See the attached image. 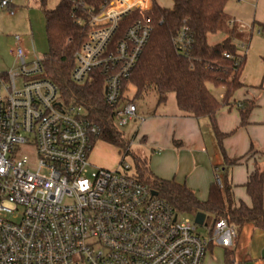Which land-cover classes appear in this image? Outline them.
<instances>
[{
  "label": "built area",
  "instance_id": "2783aa9c",
  "mask_svg": "<svg viewBox=\"0 0 264 264\" xmlns=\"http://www.w3.org/2000/svg\"><path fill=\"white\" fill-rule=\"evenodd\" d=\"M10 6L0 1L14 16ZM152 7L153 0H109L91 14L88 39L74 56L72 81L104 78V101L119 130L138 119L125 85L153 32L149 17L126 27L125 20ZM15 41L18 66L0 74V264H204L211 239L125 163L97 169L93 180L84 176L100 125L84 107L68 105L45 77L43 60L28 61L21 37ZM174 43L188 53V27ZM216 174L223 186L220 169ZM214 229L236 238L225 220Z\"/></svg>",
  "mask_w": 264,
  "mask_h": 264
},
{
  "label": "trees",
  "instance_id": "16d2710c",
  "mask_svg": "<svg viewBox=\"0 0 264 264\" xmlns=\"http://www.w3.org/2000/svg\"><path fill=\"white\" fill-rule=\"evenodd\" d=\"M108 1L61 0L56 9L49 10L47 0H41L50 48L43 67L45 77L59 87L62 99L68 105L84 107L90 119L100 125L99 141L118 148L126 157L131 153L130 145L114 122L113 109L105 104L104 78L99 73L94 74V81L84 86L71 79L75 53L88 39L90 16L102 10ZM230 1L173 0L172 8L153 1L150 12H134L125 20V27L146 17L153 23L150 41L125 88L135 89L134 101L156 96L158 106L166 104L169 95L174 94L183 114L195 119L209 118L224 159L223 186L216 182L211 185L207 201L202 202L187 186L155 177L148 162L135 155L133 176L158 192L178 213L206 215L211 230L222 220L234 228L252 223L264 230V153H253L259 156L263 166L251 174L245 185L251 207L245 203L236 205L233 187L228 181L229 171L244 158L230 160L226 156L222 145L225 135L216 122L217 113L242 87L240 76L245 64L231 36L222 43L209 44V36L225 31L228 24L225 9ZM184 26L188 27L192 38L187 54H181L174 43ZM209 84L226 89L223 100L209 90ZM251 109L252 105H248L242 110L243 125Z\"/></svg>",
  "mask_w": 264,
  "mask_h": 264
},
{
  "label": "crops",
  "instance_id": "0c3cea01",
  "mask_svg": "<svg viewBox=\"0 0 264 264\" xmlns=\"http://www.w3.org/2000/svg\"><path fill=\"white\" fill-rule=\"evenodd\" d=\"M20 1L11 0L10 10H14ZM170 1L172 8L173 0ZM238 1L241 4L230 13L227 7L225 9L228 24L219 43L231 36L238 54L244 57L240 76L242 87L217 113L216 122L219 131L225 135L222 145L226 156L230 160L244 158L229 171L228 181L233 187L235 204L245 203L251 207L245 185L251 174L263 166L259 156H253V153H264V0ZM40 5V0L34 3L35 7ZM1 11L0 19H5L6 15ZM22 45L27 60L35 59L31 56L28 40H22ZM16 46L14 39L9 62L0 74L9 73L18 66ZM222 88L225 92L218 96L220 100L226 95V89ZM248 105H252V109L243 125L242 110ZM138 135V140L149 151V160H144L155 177L187 186L202 202L207 201L210 187L216 182L217 169H220L224 183V159L209 118L188 117L176 104L147 116L141 122ZM208 231L205 238L211 242L204 264H264L263 229L252 223L235 227V239L228 231L217 234L209 227Z\"/></svg>",
  "mask_w": 264,
  "mask_h": 264
},
{
  "label": "rangeland",
  "instance_id": "374dc122",
  "mask_svg": "<svg viewBox=\"0 0 264 264\" xmlns=\"http://www.w3.org/2000/svg\"><path fill=\"white\" fill-rule=\"evenodd\" d=\"M38 1L39 0H21L13 10L15 16H10L9 12L0 10L2 14L6 15L5 19H0V72L9 62V56L14 49V39L16 36L21 37L24 41L28 40L29 50L33 58L43 60L49 54L50 48L46 33V18L41 5L39 7L34 6V3ZM60 2L61 0H47L46 8L54 10ZM157 2L160 6L165 8H170L171 6L170 0H157ZM240 4L238 0H231L227 6L228 12L230 13L231 9L233 10L236 5ZM223 38V32H218L215 35L209 36V44L216 45L221 42ZM18 84H20V82H18ZM209 88L217 97L225 92L222 87L211 85ZM134 96L135 89L129 86L126 98L134 100ZM136 103L139 109L137 121L131 122L126 127L120 129L124 138L130 145L131 153L125 157V153L118 148L101 141L97 142L91 154L90 166L87 167L84 173L86 178L93 180L97 169L115 170L119 168L122 170L121 163L123 160H125L124 163L131 168L129 173L133 175L135 172L134 155L149 160V151L144 144L138 140L139 127L141 122L154 111L160 112L166 108L174 107V105H176L175 95L170 94L165 105L158 106L157 98L154 95L145 98V100H137ZM190 217L194 219L195 222L196 216ZM208 227V218H204L203 224L197 225L199 235L204 237L208 236Z\"/></svg>",
  "mask_w": 264,
  "mask_h": 264
},
{
  "label": "water",
  "instance_id": "95a60500",
  "mask_svg": "<svg viewBox=\"0 0 264 264\" xmlns=\"http://www.w3.org/2000/svg\"><path fill=\"white\" fill-rule=\"evenodd\" d=\"M153 194L157 195L158 193L157 192H153ZM204 218H207V216H205L204 214H197L196 218H195V223L197 225H202L203 221H204Z\"/></svg>",
  "mask_w": 264,
  "mask_h": 264
}]
</instances>
